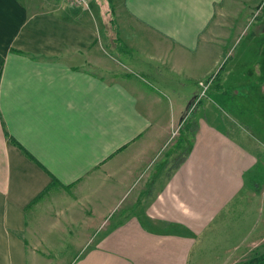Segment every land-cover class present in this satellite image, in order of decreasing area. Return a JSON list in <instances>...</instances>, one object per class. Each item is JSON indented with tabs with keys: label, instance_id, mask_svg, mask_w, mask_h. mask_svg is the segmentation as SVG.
<instances>
[{
	"label": "crops",
	"instance_id": "obj_1",
	"mask_svg": "<svg viewBox=\"0 0 264 264\" xmlns=\"http://www.w3.org/2000/svg\"><path fill=\"white\" fill-rule=\"evenodd\" d=\"M239 8V0H90L88 9L0 0V264H189L203 233L235 230L221 223L243 198L252 209L237 233H264V192L238 197L257 155L209 102L187 153L173 164L179 150L165 151L167 176L143 189L171 121L226 64L235 18L227 26L221 16ZM253 31L256 76L222 69L215 89L232 110L247 108L255 89L264 99V18ZM113 52L126 70L113 67ZM69 242L73 258L49 256Z\"/></svg>",
	"mask_w": 264,
	"mask_h": 264
},
{
	"label": "rangeland",
	"instance_id": "obj_2",
	"mask_svg": "<svg viewBox=\"0 0 264 264\" xmlns=\"http://www.w3.org/2000/svg\"><path fill=\"white\" fill-rule=\"evenodd\" d=\"M239 1L240 13H236L237 9H235V13H224L221 16L223 18V23L227 26L230 22L229 19H231L232 16L235 18V25L232 27V31L229 33V39L231 42L233 41V43L226 54V64H224L225 62H222L224 65L223 71L228 70L231 74H239L240 72L249 71L253 73V76H256V71L260 69V66L257 70L254 66L258 64L257 60L262 58H258L260 56V54L257 53L259 37H257L255 31H253V28L264 18V0ZM240 29L241 32L238 33ZM113 54L116 55L114 52ZM114 55L112 56L113 58H116V63L113 64V67H115V69L119 72L121 68V70H126L124 65H122V61L118 55H116V57ZM262 69H264L263 63ZM215 73L210 74V76H213ZM212 78H209L210 82L208 83L209 85L206 90L203 89L206 79L200 80L198 82V91L188 102L184 114L179 118L178 121H171L168 127V132H166L168 135L166 142L167 145H165V147L156 156H154L150 165L145 170L148 171L153 162L152 167L149 170L152 174L148 172L146 175L148 178H150L143 186V189L146 187L144 191H147L150 188L151 182L149 181L153 176H155L156 173H158V177L160 176V178L167 176V173L165 174L164 172L168 165L167 162L170 161L167 160L168 158L172 157V155H165L160 160L165 151L169 153L171 151L177 152L179 150V152H177L178 154H176V159L172 158L171 162L175 164L179 160V156L182 154L181 150L183 152L184 145H180L178 143V139L182 137L181 133H183L182 129L184 128V124H191L190 127L192 126L194 129L197 126V119L199 117L202 118L205 116V105L209 102L211 105H213V107L211 106L212 109H214L213 111L209 112L216 113V115L219 116V122L226 121L229 126L232 127L229 132H231V134H233V136L236 137L242 144L254 151L258 158V164L245 178L246 186L245 189L241 191L240 196H238L239 199L245 197V194L247 196L250 195L249 192H253V190L256 192V197L260 193L264 192V99L260 96L261 92L259 89L253 90V93H251L248 97V104L246 105L247 108L232 110V105H224L223 103L219 104V101H217L219 94L217 93L216 95L213 89L216 87V85H218V82L215 79L212 80ZM220 100L224 101V97L222 96ZM227 100L228 98H225V101ZM231 101L234 102L232 99ZM159 160L160 162L158 163ZM160 169H162V172ZM168 169L170 170V167ZM262 197H264V194H262ZM248 201L249 198H243L239 207L234 206V211H231L230 213L225 212L223 215L224 221L221 224L228 229H232L234 227L236 231L233 229L231 233H203L196 244L197 246L192 253V258L189 261V264H243L250 263L251 260L257 257H264V233H237L241 229L243 232L247 228L248 216L247 218L244 217L248 213L245 214V211L246 209H252V206H247ZM118 207L119 205L113 211L114 216L112 217V221L118 219L120 216L121 208L118 209ZM116 209L117 211L115 212ZM261 210L262 215H264V205H262ZM44 234L46 235L48 233ZM96 234L97 233H91L90 236L92 237L88 238L92 239L93 241L94 238L96 239V237H94ZM85 236L86 235L84 234H80V237ZM92 241L90 243H92ZM69 243L70 244H68L64 249L65 251L63 254H50L49 256L54 258L59 257L60 260H69L73 258L77 254V249L75 250V244L74 248L72 243ZM221 256L223 257L222 261L219 259L222 258ZM233 256L234 258H238L234 260ZM252 264H256V262L253 261Z\"/></svg>",
	"mask_w": 264,
	"mask_h": 264
},
{
	"label": "trees",
	"instance_id": "obj_3",
	"mask_svg": "<svg viewBox=\"0 0 264 264\" xmlns=\"http://www.w3.org/2000/svg\"><path fill=\"white\" fill-rule=\"evenodd\" d=\"M223 67H224V65H221L220 66V68L218 69V71L213 75V76H210V77H208L207 79H206V81L207 80H209V78H212V80L213 79H215L217 82H218V80H219V78H220V73H221V71H222V69H223ZM211 80V81H212ZM217 86H220L219 85V83H218V85H216V87L213 89V91L215 92V89L217 88ZM225 95H226V93H225ZM187 118H188V115H187ZM187 118H186V120H187ZM191 125V124H190ZM190 125L189 124H184V128L182 129V132L183 133H181L182 134V137L180 138V139H178V143L180 144V145H184L183 146V152H185L184 154H186L187 153V151H186V149L187 148H189V146L191 145V139H193L192 137H193V134H194V131H195V129H196V127L193 129V127L191 126L190 127ZM182 153V152H181ZM181 158V157H180ZM180 161H177V163H179ZM264 255V254H263ZM262 259V260H261ZM253 261H255L256 262V264H264V263H262V262H264V257L262 258H255V259H253V260H251L250 261V263H243V264H252L253 263Z\"/></svg>",
	"mask_w": 264,
	"mask_h": 264
},
{
	"label": "built area",
	"instance_id": "obj_4",
	"mask_svg": "<svg viewBox=\"0 0 264 264\" xmlns=\"http://www.w3.org/2000/svg\"><path fill=\"white\" fill-rule=\"evenodd\" d=\"M67 2H69L70 4L74 5L75 7L78 8H83V9H88L89 7V1L90 0H66ZM210 82V80H207L205 82V84L203 85V89L206 90L208 87V83ZM201 84V83H200ZM202 86V85H201ZM203 90V91H204Z\"/></svg>",
	"mask_w": 264,
	"mask_h": 264
},
{
	"label": "bare ground",
	"instance_id": "obj_5",
	"mask_svg": "<svg viewBox=\"0 0 264 264\" xmlns=\"http://www.w3.org/2000/svg\"><path fill=\"white\" fill-rule=\"evenodd\" d=\"M89 8V7H88Z\"/></svg>",
	"mask_w": 264,
	"mask_h": 264
}]
</instances>
